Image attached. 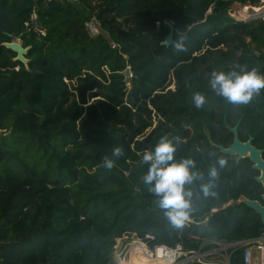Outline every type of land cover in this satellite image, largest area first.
<instances>
[{"label": "trees", "instance_id": "trees-1", "mask_svg": "<svg viewBox=\"0 0 264 264\" xmlns=\"http://www.w3.org/2000/svg\"><path fill=\"white\" fill-rule=\"evenodd\" d=\"M258 2L0 0V264H114L115 239L126 233L151 248L264 234L260 215L239 203L245 196L264 204L259 172L248 158L237 162L212 145L228 147L229 128L239 124L240 139L251 136L264 151V89L234 104L209 83L213 71L244 65L264 75V20L229 14L235 3ZM34 9L45 37L25 27ZM94 18L97 38L85 27ZM166 21L174 39L185 37L186 51L163 45ZM16 39L30 48L28 69L3 45ZM197 92L207 97L203 109L193 104ZM162 137L177 145L176 162L191 158L204 176L187 186L193 211L182 228L142 182V154ZM114 146L124 155L107 170L101 161ZM221 158L216 195L204 198L200 185Z\"/></svg>", "mask_w": 264, "mask_h": 264}, {"label": "clouds", "instance_id": "clouds-1", "mask_svg": "<svg viewBox=\"0 0 264 264\" xmlns=\"http://www.w3.org/2000/svg\"><path fill=\"white\" fill-rule=\"evenodd\" d=\"M163 44L171 46L175 52L186 51L185 37L175 39L166 37ZM216 95L223 97L227 102L234 104H248L255 95L264 89V75L259 69H248L246 65L240 71H213L209 80ZM197 109H203L208 103L207 97L202 93H195L192 97ZM177 145L167 137H162L154 150H145L141 162L148 165L147 173L142 182L148 186L149 191L155 195L157 207L164 210L167 220L175 228H182L190 219L193 211V191L190 187L195 181L203 180V173L197 169V163L191 158L175 161ZM124 155L119 146H114L110 154L102 159V165L107 170L115 167V161ZM227 161L219 159L208 169V182L201 183L200 192L204 198L214 197L215 181L219 178V168H223Z\"/></svg>", "mask_w": 264, "mask_h": 264}, {"label": "built area", "instance_id": "built-area-1", "mask_svg": "<svg viewBox=\"0 0 264 264\" xmlns=\"http://www.w3.org/2000/svg\"><path fill=\"white\" fill-rule=\"evenodd\" d=\"M73 4H81V0H69ZM236 4V5H235ZM230 10V16L236 20H250L261 18L264 20V0L257 4L235 3ZM241 12L244 14L242 15ZM38 14L34 9L31 18L25 23L28 32H35L41 37L46 36V30L41 27ZM86 31L91 38H97L101 34L100 23L94 18L85 24ZM20 40V39H18ZM112 44V48H116ZM129 82L133 78L130 68ZM146 240H154L153 236H146ZM195 247H186L182 243L174 246L156 245L151 248L147 241L140 239L136 233H126L115 239L111 251V259L114 264H130V255L133 245L139 244L145 250L151 264H264V234L256 239L227 243L214 238H193ZM240 253V262L233 263L235 254Z\"/></svg>", "mask_w": 264, "mask_h": 264}, {"label": "water", "instance_id": "water-1", "mask_svg": "<svg viewBox=\"0 0 264 264\" xmlns=\"http://www.w3.org/2000/svg\"><path fill=\"white\" fill-rule=\"evenodd\" d=\"M38 23H40V21ZM165 26L169 28V34L167 37L174 39V35L176 32L175 25L170 21H166ZM3 45L7 49L12 50L16 54L14 61L23 63L28 69L29 60L26 58V55L30 48H24L21 43L15 40H13L10 43H4ZM129 74L130 72L127 69L125 71L126 82H129ZM229 131L234 135V140L231 145H229L228 147L215 143H212V145L218 148L223 155L235 157L237 162L248 158L253 164V169L259 172V176L257 177V182L262 184L264 188V158H263L264 151L255 147V145L253 144L252 137L247 142H242L239 138L237 126L234 128H230ZM262 199L264 200V192L262 195ZM239 203H244L252 210H254L258 215H260L261 221L264 224V204H262L260 201L250 200L245 196L240 197Z\"/></svg>", "mask_w": 264, "mask_h": 264}, {"label": "bare ground", "instance_id": "bare-ground-1", "mask_svg": "<svg viewBox=\"0 0 264 264\" xmlns=\"http://www.w3.org/2000/svg\"><path fill=\"white\" fill-rule=\"evenodd\" d=\"M130 251V264H151L152 261H150L149 257L145 253V250H142L139 244L133 245Z\"/></svg>", "mask_w": 264, "mask_h": 264}, {"label": "rangeland", "instance_id": "rangeland-1", "mask_svg": "<svg viewBox=\"0 0 264 264\" xmlns=\"http://www.w3.org/2000/svg\"><path fill=\"white\" fill-rule=\"evenodd\" d=\"M235 5H236V4H235ZM235 5H234V6H235ZM237 7H238V6H235V8H237ZM241 14L243 15L244 12H243V13L241 12ZM15 41H17V42H19V43L22 44V41H21V40L16 39ZM248 42H249V40H248ZM175 87H176V86H175V83L172 82L168 89H172V90H174ZM158 120H159V118H157V117L155 116V117H154V126H156V125L158 124ZM147 133H149V131H148ZM189 221H190V219H189ZM189 221H188V222H189Z\"/></svg>", "mask_w": 264, "mask_h": 264}, {"label": "flooded vegetation", "instance_id": "flooded-vegetation-1", "mask_svg": "<svg viewBox=\"0 0 264 264\" xmlns=\"http://www.w3.org/2000/svg\"><path fill=\"white\" fill-rule=\"evenodd\" d=\"M236 126L239 127V124H237ZM236 126H235V127H236ZM230 128H234V127H230ZM230 128H229V129H230ZM229 132H230V131H229ZM231 134H232V133H231ZM238 134H239V129H238ZM232 136H233V140H234V135L232 134ZM239 138H240V137H239ZM250 138H251V136L249 137V139H250ZM252 138H253V137H252ZM249 139H248V140H249ZM240 140H241V139H240ZM248 140H247V141H248ZM241 141H242V140H241ZM247 141H246V142H247ZM253 141H254V138H253ZM242 142H243V141H242ZM232 143H233V141H232ZM232 143H231V144H232ZM231 144H230V145H231Z\"/></svg>", "mask_w": 264, "mask_h": 264}]
</instances>
